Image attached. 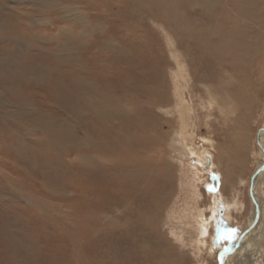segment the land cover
Listing matches in <instances>:
<instances>
[{"label": "rangeland", "instance_id": "rangeland-1", "mask_svg": "<svg viewBox=\"0 0 264 264\" xmlns=\"http://www.w3.org/2000/svg\"><path fill=\"white\" fill-rule=\"evenodd\" d=\"M184 5L185 1L181 0L159 3L157 0H0V264L78 263L70 244L73 234L81 233L84 228L87 196L93 199L91 202L95 201L87 192L96 189L102 177L101 162H98L101 156L95 148L108 137L120 139V148L122 143L129 141L126 136L134 135V128L127 131L120 126L124 122L127 127L137 106L141 107L137 113L141 117L142 111L143 127L147 125V131L160 132L162 143L156 148L157 155L164 153L173 166L181 158L179 197L171 198L170 204L158 215L161 232L167 233L173 244L177 242L168 233L166 215L174 209L175 203L184 201L185 218L194 225L195 209L204 208L207 215V206L215 202L210 196L213 192H205L202 185L211 181L216 182L218 189L221 185L220 175L209 171L207 165L205 168L197 156L192 155L188 161L199 170L202 182L205 181L197 185V193H194L190 184L195 180L190 170L185 174L183 171L189 162L180 150H176L180 147L178 141L183 140L179 133L184 134L185 130L184 140L188 146L199 148L206 138L216 143L217 150L223 147L230 159L222 161L227 168L238 156L244 157L248 162L245 167L253 172L260 152L253 141L243 148L224 141L225 132L238 130L232 124L237 112L234 116L221 117L217 109L208 106L207 98H198L199 86L191 85L187 91L182 78H177V90L185 99L183 119L187 121L177 122L174 71L179 60L174 55L180 59L184 56L186 61L189 58L184 53L180 17L182 11L196 9ZM255 9L257 16L251 14V17L258 20V15L264 13V0H260ZM152 15L156 17L153 19ZM189 68V73L195 76V71ZM120 76L127 77V83ZM123 88L131 93L122 94ZM150 89L156 91L153 98L162 107L146 103L147 97L152 96ZM230 108L236 110L232 105ZM258 120L252 126H258L261 123ZM85 168L90 172L85 173ZM247 168L241 172L245 176L249 175ZM245 186L239 183L238 200L249 210L252 203L246 181ZM223 194L229 196L228 188H223ZM242 213L233 212L229 221L232 228L224 226L226 230H221V247L245 227L249 212L246 214L242 209ZM210 222L209 239L213 237L214 228L213 221ZM190 228L193 226L188 225L187 229ZM207 234L204 233L206 238ZM179 248L177 252L183 264H195L188 247ZM208 254L207 261L216 264L213 255Z\"/></svg>", "mask_w": 264, "mask_h": 264}, {"label": "bare ground", "instance_id": "bare-ground-1", "mask_svg": "<svg viewBox=\"0 0 264 264\" xmlns=\"http://www.w3.org/2000/svg\"><path fill=\"white\" fill-rule=\"evenodd\" d=\"M160 1L163 0H157V3ZM181 1H185L186 5L184 6L190 8L194 6L196 9H188L189 12L187 13L182 11V17H180L181 25L179 27L181 34H184V38H182L185 40L184 48L186 50L184 53L186 56L188 54L189 58L186 61L184 56L180 59L177 58V54L174 55L179 60L176 63L178 64L176 70H178L174 71L176 72L174 105L178 113L177 122L181 121L183 123V115L184 112L186 113L184 111L185 99L181 98V92L177 90L179 87L177 78H182L184 88L187 91L191 85L199 86L197 88L198 98L200 96L201 98H207L209 100L208 106L217 109L221 117L223 115V117L234 116L235 112L238 116L241 114L239 118L236 115L232 119L235 121V123H232L234 128L238 129L237 133H233V129L229 128L231 130L225 132L224 141L236 145L237 148L238 146L243 148L245 144L249 145L252 140L260 150L258 162L255 163L256 166L253 172H248L247 166L245 167L248 162L244 157L238 156V160L231 161V167L227 168L226 164L222 165L223 159H227V162L229 159L223 147L217 150L214 146L216 143L212 144L206 138L201 142L199 148L192 145L188 146L184 140L185 130L182 131L184 134L179 133L183 140L178 137L180 147H176V150H180L186 156V161L190 156L196 155L200 162H207L209 171L214 170L220 175L221 185L215 193H209L212 196L211 200H215L213 204H210V218L207 219L208 216H206L204 208L197 207L198 209H195L196 219L194 225H191L185 218L187 207L184 201L179 202L178 200L175 203L174 209L169 215H166L168 223L166 227L169 230L168 233L173 235L177 242L175 245L172 239L166 236L167 233L161 232V226H158L160 220H158V215L164 206L170 204L169 200L171 198L179 197L181 179L178 168H180L181 158H178L180 160L175 162L173 166L170 161L168 162L165 159L164 153H162L163 156L157 155L156 148L162 143L160 141L161 136H159L160 132L159 130L150 131L151 129L147 131V125L143 127L141 123L142 111L140 112L141 117L137 113L141 107L137 106V108H134L136 112H131L132 116L128 119L127 127H125L124 122L120 126L122 130L126 129L127 131H130L132 127L134 128L135 134L126 136L129 141L122 143L120 148L118 144L120 139H114L115 137L109 139L108 137L97 144L98 146L95 148V151L99 152L101 156V160L98 162H101L99 170L102 177L98 179V187L93 188L91 192H87L95 197V201L91 202L93 199H89L87 196L84 202L86 206L84 228L81 233L73 234L74 238L70 244L72 245V252L75 253L78 259L77 264H183V258L177 252V249L181 246L188 247V251H191L190 254L195 259V264H210L207 261L208 259L205 258L208 252L213 255L216 264H264V13H258V16H260L258 20H255L254 17L257 16L254 10L257 9L255 7L260 0ZM164 2L161 3L164 4ZM251 14L254 15V19ZM152 17L154 19L156 16L152 15ZM67 28L70 29V27ZM179 36L181 37V35ZM188 65L195 71V76L189 73L190 68ZM123 76L120 77H122L123 82L127 83V77L123 78ZM191 79L192 84H190ZM122 90V94L129 92L125 91L124 88ZM153 90L150 89L152 96L148 95L146 103L153 104L158 108L162 107L160 102H156L157 99L153 98L156 93ZM230 105L236 110H232ZM243 111H245V114H242ZM208 114H210V111H208ZM256 119H259L261 123L263 120V123H259L258 120L259 125L254 127L252 124ZM184 121H187V119L185 118ZM118 129L120 130V128ZM118 129L116 130L118 131ZM149 131L151 133L148 135ZM104 133H107V131L105 130ZM134 139L137 141H134ZM212 148H214L213 154L209 153ZM89 149L91 150L90 147ZM73 152L75 157V150ZM188 162L189 164L184 165L183 171L185 174L190 170L195 180L190 184V187L196 194L197 185L205 181L202 182L203 176L199 174V170L192 165L191 161ZM201 165L203 164L201 163ZM246 168L248 176L241 173ZM89 170V168H85L84 172L87 171L88 173ZM183 181L184 185L188 184L184 179ZM245 181L248 188L247 194L252 203L249 210H247L244 203H240L238 200V185L241 183L245 186ZM215 183L214 181L205 182L202 187L204 188L207 184L215 186ZM224 183H227L228 186L223 187ZM223 188H228V197L223 194ZM96 200L99 201L96 202ZM222 205L227 208L224 215H220L218 211V208H222ZM242 209L246 214L247 211L249 212L247 219L245 218V227L233 239L228 241L225 247H221V239L218 238L220 227L222 226L223 228H221L225 229L224 226L226 228L229 226V221L234 216L230 213L231 211L242 213ZM170 215L181 217L175 219ZM210 220L213 221L215 228V235L211 239H209L211 234L209 232ZM188 225L193 226V228L187 229ZM205 232H208L207 238L204 235ZM208 242L210 245L207 244ZM50 257H53L52 254Z\"/></svg>", "mask_w": 264, "mask_h": 264}, {"label": "crops", "instance_id": "crops-1", "mask_svg": "<svg viewBox=\"0 0 264 264\" xmlns=\"http://www.w3.org/2000/svg\"><path fill=\"white\" fill-rule=\"evenodd\" d=\"M203 162H204V161H203ZM203 162H201V163H202V164L204 165V167H205V165H207V162H204V163H203ZM205 168H206V167H205ZM215 187H216V186H215ZM216 189H218V188L216 187ZM204 190H205V188H204ZM205 192H206V190H205ZM209 193H210V192H209ZM207 207H208V211H209V208H210L209 205H208ZM206 211H207V210L204 209L205 214H206ZM218 211H219L220 215H224V213L227 211V208L225 207V205H222V208H220V209L218 208ZM230 213L233 214V211H231ZM210 214H211V213L209 212L206 216H208V218H209V217H210ZM228 228H229V230H230L232 227L229 225V226L227 227V229H228ZM210 229H211V228H210ZM212 229H213V233H212V236H213V235H215V232H214V229H215V228H212ZM221 230H223V229L220 227V229H219V236H218V234H217V236H218L219 239H221V234H220V233L222 232ZM206 236H207V235H206ZM218 238L216 239L217 241H218ZM221 244H222V241H221ZM221 246H222V245H221Z\"/></svg>", "mask_w": 264, "mask_h": 264}, {"label": "water", "instance_id": "water-1", "mask_svg": "<svg viewBox=\"0 0 264 264\" xmlns=\"http://www.w3.org/2000/svg\"><path fill=\"white\" fill-rule=\"evenodd\" d=\"M205 189L207 190V191H209V192H216V187L213 185V184H207L206 186H205Z\"/></svg>", "mask_w": 264, "mask_h": 264}, {"label": "snow or ice", "instance_id": "snow-or-ice-1", "mask_svg": "<svg viewBox=\"0 0 264 264\" xmlns=\"http://www.w3.org/2000/svg\"><path fill=\"white\" fill-rule=\"evenodd\" d=\"M232 232L234 233L235 232V229H233ZM229 238H231V237H229Z\"/></svg>", "mask_w": 264, "mask_h": 264}]
</instances>
